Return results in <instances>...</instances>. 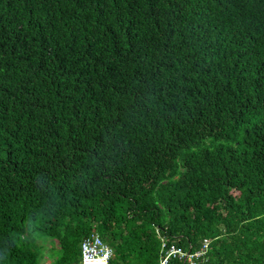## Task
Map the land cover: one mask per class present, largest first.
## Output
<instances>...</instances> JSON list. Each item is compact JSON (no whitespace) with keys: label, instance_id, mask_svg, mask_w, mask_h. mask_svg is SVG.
<instances>
[{"label":"trees","instance_id":"obj_1","mask_svg":"<svg viewBox=\"0 0 264 264\" xmlns=\"http://www.w3.org/2000/svg\"><path fill=\"white\" fill-rule=\"evenodd\" d=\"M92 233L264 264V0H0V264Z\"/></svg>","mask_w":264,"mask_h":264},{"label":"built area","instance_id":"obj_2","mask_svg":"<svg viewBox=\"0 0 264 264\" xmlns=\"http://www.w3.org/2000/svg\"><path fill=\"white\" fill-rule=\"evenodd\" d=\"M208 244L193 251H185L173 245L162 244V256L159 264H169L172 258L182 261V264H216L208 257ZM113 256L112 248L101 237L92 233L80 244V262L78 264H109ZM44 264V263H41Z\"/></svg>","mask_w":264,"mask_h":264},{"label":"rangeland","instance_id":"obj_3","mask_svg":"<svg viewBox=\"0 0 264 264\" xmlns=\"http://www.w3.org/2000/svg\"><path fill=\"white\" fill-rule=\"evenodd\" d=\"M49 247H50V244L46 243V248H48L47 252H49V249H50ZM51 256H52L51 253H47V255L43 259L42 263H44V264H53L54 258H52Z\"/></svg>","mask_w":264,"mask_h":264}]
</instances>
